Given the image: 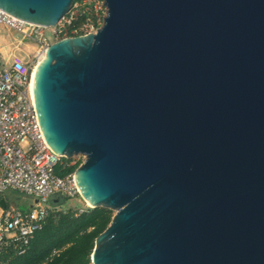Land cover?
I'll use <instances>...</instances> for the list:
<instances>
[{
  "label": "water",
  "instance_id": "obj_1",
  "mask_svg": "<svg viewBox=\"0 0 264 264\" xmlns=\"http://www.w3.org/2000/svg\"><path fill=\"white\" fill-rule=\"evenodd\" d=\"M74 1L0 9L51 28ZM105 3L34 81L47 144L83 156L81 197L115 211L91 263L264 264V0Z\"/></svg>",
  "mask_w": 264,
  "mask_h": 264
},
{
  "label": "built area",
  "instance_id": "obj_2",
  "mask_svg": "<svg viewBox=\"0 0 264 264\" xmlns=\"http://www.w3.org/2000/svg\"><path fill=\"white\" fill-rule=\"evenodd\" d=\"M107 12L105 0H77L56 26L45 28L0 9V29L21 36L13 38L11 44L38 45L35 60L28 62L16 51L5 56L0 40V201L6 202V207L0 205V264H11L16 257L27 254L51 214L57 209L63 211L53 198L61 206L82 199L85 207L74 208L77 215L91 208L81 197L74 173L64 177L57 173L63 158L45 140L30 82L34 66L49 45L64 38L96 34L105 24ZM10 193L31 198V206L22 209L13 205Z\"/></svg>",
  "mask_w": 264,
  "mask_h": 264
},
{
  "label": "trees",
  "instance_id": "obj_3",
  "mask_svg": "<svg viewBox=\"0 0 264 264\" xmlns=\"http://www.w3.org/2000/svg\"><path fill=\"white\" fill-rule=\"evenodd\" d=\"M81 163L78 161L74 166L62 163L57 173L61 177L74 173ZM112 217L111 210L101 207L89 208L80 215L73 207L67 212L55 211L44 229L35 235L27 254L16 257L11 264H92L95 239Z\"/></svg>",
  "mask_w": 264,
  "mask_h": 264
},
{
  "label": "rangeland",
  "instance_id": "obj_4",
  "mask_svg": "<svg viewBox=\"0 0 264 264\" xmlns=\"http://www.w3.org/2000/svg\"><path fill=\"white\" fill-rule=\"evenodd\" d=\"M49 32V30H47ZM13 38L20 39L21 36L16 33L15 31L12 30H6L4 27L0 29V40L4 44V47L6 48L4 50V55L8 56V53L12 51H16L17 53L21 54L23 59L25 61L31 62L35 60L36 57V52L38 50V45L35 42H25L24 44H15L17 47L13 44L10 43V41L13 40ZM6 51V52H5ZM65 159V158H64ZM62 159V163L67 164L68 166H74L78 161L83 162V158H75V156L71 159H66L68 160L66 163ZM10 201L13 205L19 207V208H26L27 204L32 202L31 198H28L26 196H23L22 194L19 193H10L9 194ZM60 203H57V207H60L64 212H67L69 208H77V207H85V203H83L82 199L76 198L73 199L69 202H64L61 205ZM92 208V206H90ZM58 212V209L56 210ZM60 211V210H59ZM112 211V210H111ZM112 214H115V211H112Z\"/></svg>",
  "mask_w": 264,
  "mask_h": 264
},
{
  "label": "bare ground",
  "instance_id": "obj_5",
  "mask_svg": "<svg viewBox=\"0 0 264 264\" xmlns=\"http://www.w3.org/2000/svg\"><path fill=\"white\" fill-rule=\"evenodd\" d=\"M2 50L4 52V50L6 49L4 47V44L2 45ZM6 52V51H5ZM36 67H37V64L34 66V69L32 71V75H31V82H30V88H31V93L32 95L34 94V81H35V74H36ZM87 202V201H86ZM88 205H90L88 202H87Z\"/></svg>",
  "mask_w": 264,
  "mask_h": 264
},
{
  "label": "crops",
  "instance_id": "obj_6",
  "mask_svg": "<svg viewBox=\"0 0 264 264\" xmlns=\"http://www.w3.org/2000/svg\"><path fill=\"white\" fill-rule=\"evenodd\" d=\"M31 204H32V202L28 203V204H27V207H26V208H23V209H27V208H29V207L31 206Z\"/></svg>",
  "mask_w": 264,
  "mask_h": 264
}]
</instances>
